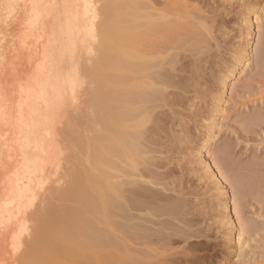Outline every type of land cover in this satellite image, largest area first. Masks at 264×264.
Masks as SVG:
<instances>
[{
    "label": "bare ground",
    "instance_id": "bare-ground-1",
    "mask_svg": "<svg viewBox=\"0 0 264 264\" xmlns=\"http://www.w3.org/2000/svg\"><path fill=\"white\" fill-rule=\"evenodd\" d=\"M263 10L264 0H0V264H136L149 236L150 264H264V199L252 195L264 183L238 175L244 153L230 161V140L203 157L219 128L264 152V82L226 98L251 65L248 46L223 59L213 96L195 82L220 20L251 29ZM242 109L252 114L234 129ZM260 172L264 157L250 171ZM198 175L224 192L223 209L190 203Z\"/></svg>",
    "mask_w": 264,
    "mask_h": 264
},
{
    "label": "rangeland",
    "instance_id": "rangeland-1",
    "mask_svg": "<svg viewBox=\"0 0 264 264\" xmlns=\"http://www.w3.org/2000/svg\"><path fill=\"white\" fill-rule=\"evenodd\" d=\"M262 16H264V10L262 11ZM240 17L238 15H230L226 19V23H223V19L220 20V23L218 24V29L216 32L218 36V42L212 41V47L210 48L211 52L209 51V54L206 56L208 57L207 60L204 62L202 65L201 73H203V76H200L199 78L196 79V83H199V91L203 92L202 96H213V89L217 85V77H219V70L222 68L223 61L226 59H230V55H233L235 53L241 52V50L245 47L248 46L251 55H252V61L250 66H243L242 70H247V73L243 75V77L237 78L232 82V84L229 87V91L226 94V98L228 101L230 98L233 96V89L236 86L238 89L241 88L242 86L246 85L248 82H255L258 79V81L264 82V77H261L263 79H260V71L264 70V20L263 22L257 24L256 23V16L253 15L252 22H254V26L250 29L245 21H240ZM217 44L215 45V44ZM221 45V46H220ZM220 47V48H219ZM216 48V49H215ZM213 49V50H212ZM224 59V60H223ZM212 64V65H211ZM214 64V65H213ZM209 66V67H208ZM250 67V68H249ZM223 73V72H222ZM214 74V75H213ZM221 75V74H220ZM239 76V75H238ZM205 77V78H204ZM259 77V78H258ZM207 80V81H205ZM264 84V83H263ZM208 92V93H207ZM212 92V93H211ZM211 94V95H210ZM203 102V101H202ZM249 106H251V109L253 110V106L251 103H249ZM243 113L238 114V116H234L232 121L230 122V126L234 129L239 128L237 125L238 120L240 117H244L247 113H249V109H242L241 110ZM252 112H250L248 115H251ZM223 120V119H222ZM221 120V122H222ZM220 122V123H221ZM224 122V121H223ZM205 128H202V133L201 136L203 137ZM217 130V129H216ZM203 134V135H202ZM216 140L212 148H209L208 151H205L203 153V157H205L209 161H213L214 159V148L217 146H220L223 144L226 140H230L229 143L233 144L235 147L232 149L233 153L229 156V160L232 161L234 164L238 163L239 156H241V167L238 166L237 173H240L238 175H248L249 178L253 182L257 183H264V173L260 172L258 174L250 173L252 168H254L258 162L263 161L264 157V152H261L262 147L260 148H253L251 149L250 146L256 145L258 143H253L252 141L249 143L248 146H246V141H242L241 144L238 145L237 138L235 135H231L229 138H221L222 133H220V128L217 130L216 133ZM245 146L242 150L241 147ZM251 149V150H249ZM184 151H181L183 153ZM210 152V153H209ZM182 156V155H181ZM186 156V155H185ZM183 156V157H185ZM236 162V163H235ZM201 173L204 172L203 170L200 171ZM233 172V171H232ZM230 172L229 175L232 176L236 172ZM181 176V174H179ZM197 180V183L194 184V188L199 189L200 191L198 192V197H192V194L190 193L188 196H190V203L196 202L197 199V204L198 206H203L205 202L209 204L211 207V211H214L215 208H220L223 209L224 205V198H223V191L220 192L218 190H212L210 187H207L208 184L200 178V175L197 177H194ZM200 180V181H199ZM199 181V182H198ZM201 182V183H200ZM202 184V185H201ZM204 184V185H203ZM196 186V187H195ZM200 186V187H199ZM210 189V190H209ZM227 191H228V197L230 199L231 205H232V212L234 214V218L237 219L235 216V208H234V200H235V192L236 188L230 185V183H227ZM254 194V195H253ZM254 198H259V199H264V193H261V195H257V193H252ZM211 198H213V202ZM216 200V201H215ZM218 200V201H217ZM217 202V203H215ZM200 203V204H199ZM214 203V204H213ZM212 204V205H211ZM214 205L215 208H214ZM199 207V209L206 210V206L204 205L203 207ZM263 212V209L261 210ZM141 215L144 213H140ZM264 214V212H263ZM139 222L142 223V221L139 220ZM150 238V236H149ZM147 239L149 245H150V239ZM146 241V240H145ZM139 243H143V240H139ZM144 247L141 246L142 248H145L147 252H145V256L143 260H140V262L136 264H150V246ZM140 247V248H141ZM231 264H234V261L231 262Z\"/></svg>",
    "mask_w": 264,
    "mask_h": 264
}]
</instances>
